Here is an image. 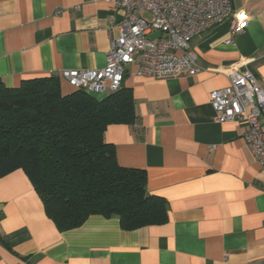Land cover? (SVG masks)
<instances>
[{
    "label": "crops",
    "instance_id": "obj_1",
    "mask_svg": "<svg viewBox=\"0 0 264 264\" xmlns=\"http://www.w3.org/2000/svg\"><path fill=\"white\" fill-rule=\"evenodd\" d=\"M251 16L231 36L229 21L194 37L199 73L137 77L136 120L108 126L120 167L146 173V191L164 199L168 220L123 231L117 218L90 216L59 231L21 171L0 179V264H264V171L244 142L245 124L215 122L210 94L228 86L226 68H247L264 91V0H231ZM119 11L93 0H0V81L102 69ZM113 22L111 27L110 22ZM104 96H97L102 99Z\"/></svg>",
    "mask_w": 264,
    "mask_h": 264
},
{
    "label": "trees",
    "instance_id": "obj_2",
    "mask_svg": "<svg viewBox=\"0 0 264 264\" xmlns=\"http://www.w3.org/2000/svg\"><path fill=\"white\" fill-rule=\"evenodd\" d=\"M136 120L121 87L102 99L62 95L55 76L7 88L0 81V179L21 170L57 230L88 217L117 218L123 231L163 225L167 202L146 191V173L120 167L105 142L108 126Z\"/></svg>",
    "mask_w": 264,
    "mask_h": 264
},
{
    "label": "built area",
    "instance_id": "obj_3",
    "mask_svg": "<svg viewBox=\"0 0 264 264\" xmlns=\"http://www.w3.org/2000/svg\"><path fill=\"white\" fill-rule=\"evenodd\" d=\"M120 13L117 35L108 41L102 69L64 70L59 76L75 91L95 98L121 89L130 67L137 77L165 79L199 73L190 41L229 21L231 36L244 32L251 16L234 10L231 0H93ZM113 27V22H110ZM161 35L152 38L151 35ZM228 86L210 94L215 122L245 124L244 142L264 171V91L255 74L240 66L226 68ZM103 97V98H104Z\"/></svg>",
    "mask_w": 264,
    "mask_h": 264
},
{
    "label": "rangeland",
    "instance_id": "obj_4",
    "mask_svg": "<svg viewBox=\"0 0 264 264\" xmlns=\"http://www.w3.org/2000/svg\"><path fill=\"white\" fill-rule=\"evenodd\" d=\"M160 35H161L160 32H155V33H153V34L151 35V37H152V38H155V37H158V36H160Z\"/></svg>",
    "mask_w": 264,
    "mask_h": 264
}]
</instances>
